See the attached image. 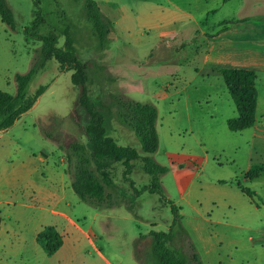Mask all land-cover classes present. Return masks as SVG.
<instances>
[{
    "label": "rangeland",
    "instance_id": "obj_1",
    "mask_svg": "<svg viewBox=\"0 0 264 264\" xmlns=\"http://www.w3.org/2000/svg\"><path fill=\"white\" fill-rule=\"evenodd\" d=\"M83 1L42 0L46 24L40 28V32L46 33L55 28L59 35L58 45L61 46L64 40L61 33L65 23L70 24L78 58L94 68L92 98L102 99L104 103L107 102L105 95L119 92L129 99L156 105L159 145L154 158L168 169L161 176V183L166 198L180 207L181 223L201 261L206 260V264H245L237 256L240 254L248 259L246 255L250 251V255L255 258L248 264H264V219L258 216L259 218L252 217L249 221H243L239 218L238 210L229 209L223 204L224 201L232 202L227 194L235 193L239 203L248 196L237 188L240 183L246 186L240 177L229 179L234 176L237 166H241L247 132L232 131L224 123L221 128L219 116L211 119V116L204 114L206 109L210 110L215 92L220 97L221 91L214 86L216 77L202 68L203 34L218 29L228 18L227 13L236 2L218 7L215 12L204 17L199 26L201 34L196 38V29L186 25L174 26L171 30L174 34L167 40H160L153 32L149 35L145 32L136 34L142 28L135 16V7L141 0H114L116 8L112 7L110 13L112 20L118 22L114 33H109L105 48L99 50L92 27L82 15ZM258 1L239 0L238 3L241 10L253 9L255 6L254 13H257L261 11L256 5ZM7 3L13 12L15 25L11 29L0 19V90L15 94V75L30 69L41 43L35 38L27 39L23 33V28L33 18V0H7ZM127 42L137 52L134 59L140 60L141 51L152 47L154 53L149 62L139 64L130 60L129 51L133 49L127 47ZM181 61L183 63L179 66ZM96 66L106 75L104 86L100 82L101 75ZM196 68H199L198 73ZM70 74L69 71L62 72L56 61H48L45 68L38 71L28 84L31 92L40 86H46L45 91L37 98L36 106L19 118L8 135L23 137V141L29 140V144L35 147L36 132L31 121L36 116H44L46 121L43 123V130L49 132L57 144L65 145L75 137L84 140L85 134L81 127L89 120V115L79 104L81 88L72 84ZM219 79V83L223 85L220 76ZM203 82L213 83L212 91L204 89ZM208 96L210 100L205 101ZM196 98L204 101H200L199 108L191 110L197 112L189 118L191 106L188 104L185 107L186 100L191 104L195 103ZM229 100L232 103L230 97ZM113 111L112 106L106 117L107 133L119 144L130 145L141 153L133 132L117 122ZM60 130L70 132L75 137L61 133ZM139 166L140 162L137 160L131 173L136 186L149 183V176ZM120 170L118 168L115 174L118 180ZM216 178L228 182L217 183ZM120 185H123L124 190L128 189L126 183ZM223 191L226 192L225 195L222 194ZM231 196L233 197L232 194ZM250 199H254V196ZM194 206L199 211H195ZM233 206L237 208L235 203ZM134 210L136 215L123 204L116 205L105 211L106 217H94L96 210L79 201L73 215L78 222L80 238L89 253L80 250L76 258L66 264H138L132 255L134 238L151 229L167 231L172 215L169 205L161 204L158 194L147 192L136 199ZM201 216L235 225L203 222ZM244 217L247 218V215ZM94 244L100 248V255L95 253ZM168 245L172 247L170 243ZM89 254L95 255L93 257ZM177 254L181 256L183 251L177 249ZM47 257L42 264H56V258Z\"/></svg>",
    "mask_w": 264,
    "mask_h": 264
},
{
    "label": "crops",
    "instance_id": "obj_2",
    "mask_svg": "<svg viewBox=\"0 0 264 264\" xmlns=\"http://www.w3.org/2000/svg\"><path fill=\"white\" fill-rule=\"evenodd\" d=\"M233 1L236 3L231 7V11H228L226 16L228 18L220 24L218 29L203 34L202 68L216 77V84L203 82L202 86L204 89L211 90L214 85L221 91L220 97L215 92L214 102L210 110L206 109L204 114L211 116V119L219 116L221 128L223 123L227 126V120L236 115L234 103L231 98L232 103H230V95L225 84L223 83V87L219 83L218 69L242 68L255 71L257 89L255 123L252 127L241 131L247 132L244 157L241 166H237L234 176L229 178L240 177L246 186L237 184L238 190L243 192L241 187L249 188L254 193V199L245 195L244 201L241 200L239 203L235 193H231L233 197L227 194L237 208L229 202L230 200L224 203L222 201L227 208L238 210L239 218L243 221H249L252 217L259 218L258 216L264 219V177L253 180H247L244 177V173L252 164H264V0L261 2L259 0L256 4L261 8V11L257 13H254L255 6L253 9L241 10L239 0H141V3L135 7V16L142 28L136 34L141 35L145 32L149 35L153 32L160 40H167L174 34L171 32L174 26L188 25L196 29L194 31L196 38L198 34H201L199 26L203 23L204 17H208L218 7H225ZM98 2L101 10L112 18L110 9L116 8L114 0H98ZM117 22L118 20L114 22L111 33H114ZM129 35L131 36V33ZM127 44L129 49H133L130 43L127 42ZM136 53L134 49L129 51L131 56L128 58L133 62L145 64L149 62L154 49L152 47L143 49L140 60L134 59L133 56ZM182 63L181 61L179 66ZM195 71L198 73L199 68ZM209 97L205 98V101H209ZM200 101L204 100L196 98L195 103L191 104L186 100L185 107L188 104L191 106L188 111L189 118L197 112L191 110L199 108ZM36 104L37 102L30 110ZM27 112L23 113L20 119ZM45 121L44 116H36L31 121L32 128L36 132L35 147L29 144V140L23 141V137L8 135L9 130L17 125V122L8 130L0 132V264H42L48 257L37 244L35 237L37 232L47 225L54 226L63 237L60 248L49 257L56 258V264L72 262L80 250L89 253L80 238L78 222L73 215L79 199L70 185V178L66 172L65 154L58 144L42 131ZM24 129L27 130V128ZM81 131L84 132V124ZM60 132L71 134L65 130ZM215 181L222 184L228 182L219 178ZM222 194L225 195L226 192L223 191ZM243 194L246 193L243 192ZM194 209L199 211L196 206ZM245 215L247 218L244 217ZM106 216V212L95 211L94 213V217ZM201 220L225 226L235 225L218 219L211 220L206 216H201ZM94 245L95 253L100 255V248ZM242 253H245V250H242ZM250 254L251 252L247 251L248 259L240 254L237 257L241 263L248 264L255 258ZM94 255L91 256L94 257ZM202 261L203 264L207 263L206 260Z\"/></svg>",
    "mask_w": 264,
    "mask_h": 264
},
{
    "label": "trees",
    "instance_id": "obj_3",
    "mask_svg": "<svg viewBox=\"0 0 264 264\" xmlns=\"http://www.w3.org/2000/svg\"><path fill=\"white\" fill-rule=\"evenodd\" d=\"M41 1L33 0V18L30 24L23 28L27 39L35 38L41 44L36 50L30 69L15 75V94L0 90V132L11 128L20 116L34 105L46 86H40L31 92L28 90V84L38 71L45 68L48 61H56L60 70L71 71L72 84L81 88L79 104L89 115V120L84 124L85 140L74 138L65 145L58 144L65 154L66 172L79 201L100 213L123 204L128 211L136 215V199L143 192L158 194L161 204H168L171 211L169 228L167 231L151 229L146 234L135 237L132 241L133 258L138 264H202L181 223L180 207L166 198L161 183V176L168 169L154 158L159 145L156 105L129 99L119 92L105 95L107 102L104 103L102 99L100 101L92 98L94 68L78 58L75 37L69 23H65L61 33L64 37L61 46L58 45L59 35L55 28L46 33L40 32V28L46 24ZM61 15L63 17V12ZM82 15L92 27L97 48L103 50L108 42V35L114 28V21L101 10L100 3L96 0L83 1ZM0 19L9 28L14 29L15 20L7 0H0ZM95 68L100 71V82L103 86L106 85V75L100 67ZM218 72L236 109V115L227 120L228 128L241 132L252 127L255 123L257 103L255 71L220 68ZM112 106L117 122L133 132L141 153L130 145L119 144L107 133L105 121ZM42 131L44 132L43 129ZM45 133L51 138L50 134L46 131ZM137 160L140 162L139 167L149 176V183L142 186H136L131 178ZM118 168L121 169L119 180L115 177ZM244 177L247 180L264 177V164H252L244 173ZM120 183H126L128 189L124 190ZM241 189L250 197L254 195L249 188ZM35 239L48 256L53 255L63 243L62 235L51 225L38 231ZM177 249L183 251L181 256H178Z\"/></svg>",
    "mask_w": 264,
    "mask_h": 264
}]
</instances>
